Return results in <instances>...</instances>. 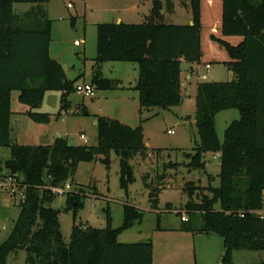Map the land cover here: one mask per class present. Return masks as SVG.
<instances>
[{
  "label": "trees",
  "instance_id": "trees-1",
  "mask_svg": "<svg viewBox=\"0 0 264 264\" xmlns=\"http://www.w3.org/2000/svg\"><path fill=\"white\" fill-rule=\"evenodd\" d=\"M49 1L0 0V147L9 150L4 162L6 175H16L26 186L11 232L0 243V264H6L8 254L17 250L26 252L25 264H153L151 242L117 241L121 232L142 218L134 206L123 205V222L117 228L111 226L108 208L104 228L73 225L70 242L65 244L59 212L51 207L55 195L48 189L71 182L81 162L102 156L100 161L109 167L111 151L119 158L120 186L127 189L134 181L129 160L147 154L142 120L131 127L117 119L98 117L97 144L93 147L75 146L62 138L26 146L11 138L12 91L19 92L18 101L30 107L26 116L36 123L50 120L48 114L32 111L47 91L60 92L57 115L68 110L69 96L75 92L78 78L68 79L61 64L49 54L51 25L41 9ZM14 3L36 7L18 19L12 10ZM152 5L145 22L97 24L90 84L98 90L120 89L119 80L103 77L101 65L135 63L138 77L131 89L138 93L142 114L143 110H168L180 104L181 60L222 64L236 74V81L197 84L198 141L194 152L184 155L190 160L188 166L203 169V155L219 153V186L208 187L211 196L203 194L199 202H188L189 218L183 221L189 223L192 216L198 217L196 227L183 229L220 237V264H234V251H264V218L255 213L264 202V0H189L192 25L164 23L160 2L155 0ZM17 20L21 25L15 24ZM210 52L220 58L211 59ZM228 109H236L239 118L227 126L220 143L214 117ZM197 189L194 182L185 186L190 197ZM157 194H149L153 208ZM66 196L74 212L82 207L84 195L79 187L73 186ZM217 203L219 209L215 208Z\"/></svg>",
  "mask_w": 264,
  "mask_h": 264
},
{
  "label": "rangeland",
  "instance_id": "rangeland-1",
  "mask_svg": "<svg viewBox=\"0 0 264 264\" xmlns=\"http://www.w3.org/2000/svg\"><path fill=\"white\" fill-rule=\"evenodd\" d=\"M128 0H50L42 4L46 20L51 25L50 57L64 68L67 78H78L76 84H90L92 66L96 56L97 24L115 22L118 17L124 23H142L145 19L125 10ZM175 1V0H173ZM174 3L173 13L162 18L167 24L185 23L192 17L189 0ZM182 1L187 6L182 4ZM71 4V8L67 5ZM153 6V5H152ZM151 6V8H152ZM36 5L14 3L12 10L21 18ZM72 19L74 22L72 23ZM17 26L21 22L15 23ZM79 44L75 45L74 42ZM205 52L207 48L204 46ZM211 59L220 56L210 52ZM103 77L119 80L123 85L134 84L138 77L135 63L105 62L101 65ZM207 74V82H232L236 74L222 64L212 63ZM203 82L193 76L183 88L181 102L168 110L152 108L139 114L138 93L128 89L98 90L94 95L85 97L73 92L69 96V107L57 115L60 108V92L48 91L34 112L49 115L48 123H36L25 114L30 109L18 101L19 92H11V138L19 145L35 146L47 137L49 143L62 138L75 146L93 147L97 144L96 121L98 117L123 119L145 129L147 154L136 155L129 160L133 169L134 181L123 189L120 186V163L117 155L109 154V167L98 156L92 162L78 164L71 183L83 192L82 207L74 212L67 204V196H55L51 207L58 210V222L65 244H69L73 225L80 227L104 228L105 210L108 208L111 226L117 228L123 222V205L134 206L142 213L140 222L121 232L119 243L151 242L153 245V264H220L223 253L222 239L216 235H199L186 231L187 225L196 227L199 222L195 215L189 223L186 219L188 202H199L201 196H211L209 186H219L220 159L213 154L203 155V169L188 166L190 160L185 153H193L198 141L195 100L197 84ZM39 84V81H31ZM75 84V85H76ZM91 85V84H90ZM135 98V101H133ZM239 118L236 109L218 112L214 125L220 143L224 139L227 126ZM135 127V126H134ZM172 133H167V131ZM84 134L87 142L80 139ZM159 150V151H158ZM9 150L0 147V166L7 173L4 162ZM6 175V174H5ZM194 182L198 189L190 197L185 186ZM158 192L157 204L153 208L150 193ZM18 196L0 191V243L7 238L19 213ZM219 203L215 208L219 209ZM234 264H264V251L253 252L237 250L233 252ZM26 252L17 250L8 254L6 264H25Z\"/></svg>",
  "mask_w": 264,
  "mask_h": 264
},
{
  "label": "crops",
  "instance_id": "crops-1",
  "mask_svg": "<svg viewBox=\"0 0 264 264\" xmlns=\"http://www.w3.org/2000/svg\"><path fill=\"white\" fill-rule=\"evenodd\" d=\"M153 1H155V0H128L127 1L128 2V7L125 8V10L128 11L129 13H132L133 15H137L138 17H140L142 19L143 18L145 19V17H147V16L149 17V15H150L151 6L153 4ZM158 1L161 4L160 13L162 15V18H165V16H169L170 13H173L174 3H177V5L179 6V4L181 2L180 0H175V1H173V0H158ZM182 4L184 6H187L184 1H182ZM118 19H119L118 21L120 22L121 21L120 17H118ZM191 22H192V17H189V18H187L185 23H177V25L191 24ZM206 65L210 66L208 70H206V68H205ZM206 65H198L196 63H187L184 60H181V64H180V67H181V75H180V78H181V97H182L183 88L187 84H189L191 82V79L193 78V76H197L198 80H202L203 82H207L206 81L207 80V74L205 73V71L209 72V70H211V68H212V65H210V64H206ZM63 70H64V68H63ZM64 72H65V70H64ZM65 74H66V72H65ZM203 75L205 76V79H202ZM66 77H67V75H66ZM134 85H135V83L134 84H130V85H123V83H120V87L123 89L122 91H125V90H128V89L132 90L131 88ZM133 92L134 91L132 90V93ZM137 99H138V96H137ZM133 101H135V98H133ZM11 102H12V97H11ZM10 109H11V103H10ZM144 111L145 110H143L142 113ZM124 118L123 119H117V120H119L120 122H122L124 124H127V125H129L131 127L136 126V125H133L131 123H128L127 121H124ZM143 131H144V144L146 146V143H145V129L144 128H143ZM211 154H213V153H211ZM213 158L214 159H216V158L220 159V154L219 153L213 154ZM2 174H6V173L2 172ZM199 235H203V234H199Z\"/></svg>",
  "mask_w": 264,
  "mask_h": 264
},
{
  "label": "built area",
  "instance_id": "built-area-1",
  "mask_svg": "<svg viewBox=\"0 0 264 264\" xmlns=\"http://www.w3.org/2000/svg\"><path fill=\"white\" fill-rule=\"evenodd\" d=\"M68 8H71V4L67 5ZM75 45H78L79 42H74ZM209 65H206V70L209 69ZM202 79H205V76H202ZM75 92L78 94H81L85 97H91L94 95V88L90 84L82 83V84H76L75 85ZM167 133H172V131H167ZM80 139L86 143L87 138L84 134L80 135ZM25 189L26 186L22 185L20 180L17 178L16 175H1L0 176V191L6 192L9 195H15L18 196V202H23L25 199ZM50 192L55 196H62L66 195L69 191L73 190V185L70 181H67L64 185L58 186V187H48ZM257 215H259L261 218H264V202L262 209L255 212ZM182 221H186V217H181Z\"/></svg>",
  "mask_w": 264,
  "mask_h": 264
},
{
  "label": "water",
  "instance_id": "water-1",
  "mask_svg": "<svg viewBox=\"0 0 264 264\" xmlns=\"http://www.w3.org/2000/svg\"><path fill=\"white\" fill-rule=\"evenodd\" d=\"M190 25H192V22H191V24ZM96 125H97V121H96V123H95ZM41 144H49V140H48V138L47 137H45L42 141H41ZM71 144V143H70Z\"/></svg>",
  "mask_w": 264,
  "mask_h": 264
}]
</instances>
